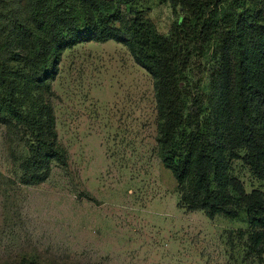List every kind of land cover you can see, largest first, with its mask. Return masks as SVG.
Segmentation results:
<instances>
[{"label": "rangeland", "instance_id": "rangeland-1", "mask_svg": "<svg viewBox=\"0 0 264 264\" xmlns=\"http://www.w3.org/2000/svg\"><path fill=\"white\" fill-rule=\"evenodd\" d=\"M251 1L236 6L244 10ZM175 4L104 0L97 20L106 23L114 8L120 17L109 26L126 25L138 11L170 36L187 20ZM212 44L202 50L186 44L183 55L190 58L181 81L190 97L208 92ZM56 67L42 96L53 106L67 165L53 161L43 181L24 182L27 137L0 119V264H264L254 243L264 228L253 227L245 210L210 218L182 201L184 187L160 154L153 75L128 46L114 39L76 42L57 55ZM209 107L206 101L200 121ZM232 175L240 187L235 204L255 190L264 193L243 160L233 161Z\"/></svg>", "mask_w": 264, "mask_h": 264}, {"label": "trees", "instance_id": "trees-1", "mask_svg": "<svg viewBox=\"0 0 264 264\" xmlns=\"http://www.w3.org/2000/svg\"><path fill=\"white\" fill-rule=\"evenodd\" d=\"M103 1L27 0L21 7L0 0V119L27 137L24 182L43 181L53 161L68 164L53 106L42 96V87L51 89L57 75V55L76 42L114 39L153 75L160 154L184 187V204L210 218L245 210L253 227L264 228V193L255 190L235 204L240 187L232 175L233 161L241 159L264 183V0H252L244 10L236 6L240 0H174L187 20L170 36L138 11L126 25L109 26L120 17L110 8L106 23L99 22ZM205 42L214 46L211 84L208 92L190 97L181 81L190 56L183 53L186 44L202 50ZM206 101L209 114L200 121ZM263 242L264 233L256 232L260 253Z\"/></svg>", "mask_w": 264, "mask_h": 264}]
</instances>
